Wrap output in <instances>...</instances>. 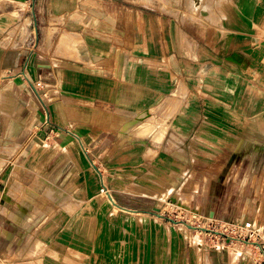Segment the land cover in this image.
<instances>
[{
	"label": "crops",
	"instance_id": "0c3cea01",
	"mask_svg": "<svg viewBox=\"0 0 264 264\" xmlns=\"http://www.w3.org/2000/svg\"><path fill=\"white\" fill-rule=\"evenodd\" d=\"M165 1L0 0V259L178 264V232L173 236L154 213L158 208L134 206L113 190L116 205L108 200L100 211L102 173L86 148L129 149L132 119L174 107L169 126L176 134L191 132L195 118H209L210 93L194 91L195 69L210 66L203 54L212 36L228 38L222 47L230 53L258 50L264 0H180L184 11L171 13L161 6L177 2ZM203 2L207 11L219 7L202 16L194 8ZM236 73L233 99L225 100L240 101L238 115L245 110L252 125L251 136H239L250 145L238 154L234 183L242 189L259 179L264 135L255 129L259 78ZM202 79L210 85V71ZM222 173L206 182L222 190L231 181L230 173ZM242 208L239 217L247 223ZM165 232L170 241L164 247Z\"/></svg>",
	"mask_w": 264,
	"mask_h": 264
},
{
	"label": "rangeland",
	"instance_id": "374dc122",
	"mask_svg": "<svg viewBox=\"0 0 264 264\" xmlns=\"http://www.w3.org/2000/svg\"><path fill=\"white\" fill-rule=\"evenodd\" d=\"M174 1L177 3L162 5V10L166 13L172 10L184 11V3ZM204 6L205 2L200 7ZM196 7L198 11H194L203 16L205 12L201 14L200 7ZM218 7L212 5L207 13L214 14ZM226 39L211 37L209 52L203 54L210 57V66L205 69L202 66L196 67L192 79L196 93H210L209 118H195L198 125L194 129L189 123L185 126L188 128V124L191 132L186 133V129L184 133L176 134L169 126L173 124L171 112L177 109L174 107L166 113L162 111L132 119L131 127L126 132L129 149H109L99 153L100 150L97 152L86 148L94 164L96 162L93 166L102 173L103 180L100 178L98 181L101 185L96 198L100 211L104 210V206L112 204L108 196L113 190L120 193V199L124 202L128 200L137 207L160 209L164 217L160 220L173 228V236H176L175 230L178 232V264H264V151L263 160L256 167L259 169V179L256 182L254 177L248 187L239 189L234 183L236 175L240 173L239 156L242 151H250V145L244 142L241 144L239 136L242 133L251 136V118L245 110L243 116L238 115L240 101L225 100L233 99L230 92L240 81L236 72H241L243 78H259V124L256 123L255 129L259 130L256 134L264 135V38L259 41L261 46L258 50L248 48L241 53H230L232 51L229 46L222 47ZM237 62L242 68H235ZM204 70L210 71L211 83L207 86L202 84ZM243 108L249 109V104L245 103ZM138 127L141 129L138 130ZM161 141L162 144L159 143ZM112 160L119 163L110 164ZM169 160L174 161V165ZM233 164H237V167L231 169ZM221 172L224 175L230 173L231 176L229 185L222 190L213 188L210 185L211 179L206 182V176L213 178ZM198 183L203 185L199 191ZM104 186L108 191L102 193ZM188 194H194L191 204L188 203ZM201 204L205 206L201 207ZM242 207L247 210V223L256 224V228L249 224L246 226L247 223L241 221L239 215L245 213ZM164 234L165 247L169 246L170 238H166V232ZM167 236L170 237V234ZM165 252L164 248V258L168 255ZM0 264L12 262L10 259H0Z\"/></svg>",
	"mask_w": 264,
	"mask_h": 264
},
{
	"label": "water",
	"instance_id": "95a60500",
	"mask_svg": "<svg viewBox=\"0 0 264 264\" xmlns=\"http://www.w3.org/2000/svg\"><path fill=\"white\" fill-rule=\"evenodd\" d=\"M109 198H110V200L115 204V202L113 201V198H112V196L111 195H109ZM116 205V204H115ZM154 213L158 216V217H160V218H164L163 216H162V214L160 213V210L159 209H155V211H154ZM170 222H172V223H174V224H178V222H176V221H174V220H172V219H168ZM195 229H197V228H195ZM203 231H205V232H207L208 230L207 229H202ZM212 233H215V234H220V233H218V232H215V231H211Z\"/></svg>",
	"mask_w": 264,
	"mask_h": 264
},
{
	"label": "bare ground",
	"instance_id": "6f19581e",
	"mask_svg": "<svg viewBox=\"0 0 264 264\" xmlns=\"http://www.w3.org/2000/svg\"><path fill=\"white\" fill-rule=\"evenodd\" d=\"M199 7H200V6H199ZM206 8H207V5H206V4H205V6H204L203 8L200 7V10H201L200 12H201V14H202V13L204 14V12H205V14L207 13V9H208V8H207V9H206ZM194 10H195V11H198V7L195 6ZM205 10H206V11H205ZM207 14H208V13H207ZM106 191H108L107 187H106V186L102 187L101 192H102V193H105Z\"/></svg>",
	"mask_w": 264,
	"mask_h": 264
},
{
	"label": "built area",
	"instance_id": "2783aa9c",
	"mask_svg": "<svg viewBox=\"0 0 264 264\" xmlns=\"http://www.w3.org/2000/svg\"><path fill=\"white\" fill-rule=\"evenodd\" d=\"M249 223L246 224V226L248 225Z\"/></svg>",
	"mask_w": 264,
	"mask_h": 264
}]
</instances>
